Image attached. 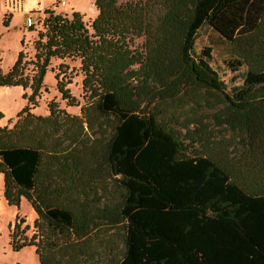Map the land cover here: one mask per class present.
I'll return each mask as SVG.
<instances>
[{
  "label": "trees",
  "instance_id": "obj_1",
  "mask_svg": "<svg viewBox=\"0 0 264 264\" xmlns=\"http://www.w3.org/2000/svg\"><path fill=\"white\" fill-rule=\"evenodd\" d=\"M93 5L88 26L45 8L32 56L0 69V86L29 90L0 127L2 195L35 214L29 236L15 218L12 250L33 246L40 264H264V0ZM202 26L227 44V69L244 67L239 84L226 90L210 47L195 51ZM54 59L78 60L79 114L52 101L29 111ZM193 91L216 101L204 105L233 137L181 112L198 105Z\"/></svg>",
  "mask_w": 264,
  "mask_h": 264
},
{
  "label": "rangeland",
  "instance_id": "obj_2",
  "mask_svg": "<svg viewBox=\"0 0 264 264\" xmlns=\"http://www.w3.org/2000/svg\"><path fill=\"white\" fill-rule=\"evenodd\" d=\"M94 0H0V69L5 72L15 61L19 50L31 57L33 54L32 41L36 37V31L40 29V23L44 17L43 10L51 9L54 13L70 15L71 12H77L82 20L88 26L95 17L97 11L93 5ZM134 0H116L117 3H123ZM32 20V31L28 30L27 21ZM141 38L135 40L139 44ZM204 46L211 49L210 65L218 71V74L226 86V90L231 85L239 84L241 73L244 67H239L236 71H230L225 66L230 55L228 46L208 27L202 26L194 39V49L198 52ZM60 60H51L50 65L43 78L44 88L35 98L34 105H28L29 111L35 115L44 116L47 114V103L55 102L58 108L64 109L70 114H79V106L84 103L83 92L81 90L82 74L78 69V60L65 59L66 68L57 67ZM52 68V71L50 70ZM58 72L59 77H64L67 82L66 87L70 94L77 100L78 106L71 107L65 104L60 94L55 88L54 74ZM29 93L28 89L24 91L19 86H0V127L10 128L15 115L27 104L26 99L22 98V93ZM192 95L197 100V106H186L181 110L182 113L199 115L208 133L214 139L220 141L228 140L231 133L227 128L216 126L213 122L212 114L214 108L205 106L207 101L210 104H216V101L207 96L202 91H193ZM206 100V101H205ZM201 106V107H199ZM191 110V111H190ZM191 112V113H190ZM233 137V136H231ZM225 142V141H224ZM3 177L0 174V264H40L35 254L33 246H24L19 250H12L9 244V232L12 228L15 218L24 222L20 225L28 226L25 235L29 236L32 232V222L35 214L29 203L20 197L18 205L8 204L2 195Z\"/></svg>",
  "mask_w": 264,
  "mask_h": 264
},
{
  "label": "built area",
  "instance_id": "obj_3",
  "mask_svg": "<svg viewBox=\"0 0 264 264\" xmlns=\"http://www.w3.org/2000/svg\"><path fill=\"white\" fill-rule=\"evenodd\" d=\"M31 23H32V20H28V21H27V26H30Z\"/></svg>",
  "mask_w": 264,
  "mask_h": 264
}]
</instances>
